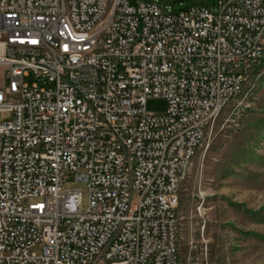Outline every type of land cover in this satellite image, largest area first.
I'll list each match as a JSON object with an SVG mask.
<instances>
[{
  "label": "built area",
  "instance_id": "built-area-1",
  "mask_svg": "<svg viewBox=\"0 0 264 264\" xmlns=\"http://www.w3.org/2000/svg\"><path fill=\"white\" fill-rule=\"evenodd\" d=\"M263 58L264 0H0V264H180L181 184Z\"/></svg>",
  "mask_w": 264,
  "mask_h": 264
},
{
  "label": "rangeland",
  "instance_id": "rangeland-1",
  "mask_svg": "<svg viewBox=\"0 0 264 264\" xmlns=\"http://www.w3.org/2000/svg\"><path fill=\"white\" fill-rule=\"evenodd\" d=\"M158 2L172 12L192 5L214 11L218 0ZM23 81L49 86L32 73ZM165 109L162 98L146 102L149 113ZM66 186L82 191L85 208L86 185ZM179 195L180 264H264V58L243 92L207 124Z\"/></svg>",
  "mask_w": 264,
  "mask_h": 264
},
{
  "label": "bare ground",
  "instance_id": "bare-ground-1",
  "mask_svg": "<svg viewBox=\"0 0 264 264\" xmlns=\"http://www.w3.org/2000/svg\"><path fill=\"white\" fill-rule=\"evenodd\" d=\"M211 123V122H210Z\"/></svg>",
  "mask_w": 264,
  "mask_h": 264
}]
</instances>
